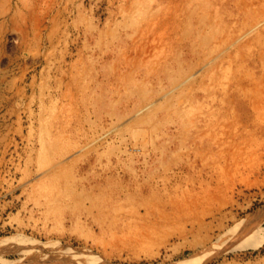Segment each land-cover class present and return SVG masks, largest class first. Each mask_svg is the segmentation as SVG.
I'll use <instances>...</instances> for the list:
<instances>
[{"label":"rangeland","instance_id":"obj_1","mask_svg":"<svg viewBox=\"0 0 264 264\" xmlns=\"http://www.w3.org/2000/svg\"><path fill=\"white\" fill-rule=\"evenodd\" d=\"M264 0H0V264H264Z\"/></svg>","mask_w":264,"mask_h":264},{"label":"bare ground","instance_id":"obj_2","mask_svg":"<svg viewBox=\"0 0 264 264\" xmlns=\"http://www.w3.org/2000/svg\"><path fill=\"white\" fill-rule=\"evenodd\" d=\"M261 243H264V236H263V238L261 239Z\"/></svg>","mask_w":264,"mask_h":264}]
</instances>
